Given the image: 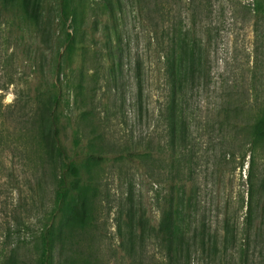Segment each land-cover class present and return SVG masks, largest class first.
Returning a JSON list of instances; mask_svg holds the SVG:
<instances>
[{
	"label": "rangeland",
	"instance_id": "rangeland-1",
	"mask_svg": "<svg viewBox=\"0 0 264 264\" xmlns=\"http://www.w3.org/2000/svg\"><path fill=\"white\" fill-rule=\"evenodd\" d=\"M145 1L122 0L117 38L105 0H76L79 14L67 28L73 32L76 23L82 25L86 52L61 72L54 61L62 35L56 28V0L44 1L47 19L35 35L26 37L16 33L6 2H0V264H37L43 234L58 226L59 165L44 151L30 122L34 96L53 82L67 88L65 110L73 109L74 115L89 112L76 126L65 122L70 151L78 129L81 145L91 140L101 155L97 160H102L90 168L97 191L95 223L85 232H57L53 264H165L153 232L162 219L165 189L159 167L164 165L152 161L140 169L114 155L164 145L161 113L168 99V46L177 29L193 24L210 71L187 102L193 179L208 200L216 196L213 188L220 183V196L231 200L232 212L244 197L245 208L239 213L243 227L252 170L258 184H264V151L253 163L247 157L241 167L239 159L224 158L231 148L220 142L235 137L224 125L226 116L244 125L264 105V0H195V16L190 0ZM208 212L213 222V208ZM253 256L254 264H264V244L253 248Z\"/></svg>",
	"mask_w": 264,
	"mask_h": 264
},
{
	"label": "trees",
	"instance_id": "trees-1",
	"mask_svg": "<svg viewBox=\"0 0 264 264\" xmlns=\"http://www.w3.org/2000/svg\"><path fill=\"white\" fill-rule=\"evenodd\" d=\"M1 1L6 2L5 9L10 16L11 25L21 36L35 35L39 31V25L47 19L43 15L45 0ZM143 2L146 4L147 1ZM189 2V5L193 4L195 16V0ZM56 4V28L62 35L54 61L57 71L61 72L72 67L77 56L82 57L86 46L82 40V25L78 26L76 23L78 30L73 32H69L67 28L69 22L76 21L75 15L79 14L76 0H56ZM105 6L113 23L114 33L119 38L117 21L122 11V0H105ZM195 26L193 24L188 28L177 29L168 46V99L161 113L166 128L164 145L159 144L154 148L149 144L143 148L121 150L114 156L137 165L140 169H145L152 161L164 165L159 167L163 170L165 189L162 219L153 232L161 245L165 264H254L253 248L264 244V196L259 197L264 184H258L257 176L252 170L248 180L250 189L246 213L240 229L239 213L245 208V198L242 197L240 206L232 212L231 200L222 199L220 196V183L213 188L217 191L216 196L208 200L203 197L202 186L193 179V139L187 102L194 89L206 82L210 75L207 54L197 40ZM109 40L106 37V44ZM108 56L112 58L111 54ZM111 70L115 71L113 61ZM66 89L62 83L53 82L37 92L30 117L31 127L37 131V139L43 143L44 151L59 165L60 171L54 215L58 226L56 228L53 224L43 234L42 252L37 264H53L57 232L64 236L72 231L85 232L95 223L92 207L97 191L90 168L102 161L97 160L101 155L93 149L91 140L89 145H81L82 137L78 129L73 131L72 136L75 149L70 151L66 144L65 122L76 126L78 123L74 124L75 121L78 122L89 114L85 109L78 110L75 115L73 109H64L66 104L69 108L66 103ZM77 94L75 92V96ZM224 125L235 132L233 140L225 138L220 142V146L231 148L224 154V158L228 157L234 162L239 159L238 165L241 167L245 165L247 157L253 163L255 156L261 150L264 151V105L257 110L255 118L249 123L238 125L226 116ZM211 150L213 152V147ZM219 167L218 175L222 174V168ZM211 207L215 214L213 222L208 214V208ZM235 250L236 254L233 253Z\"/></svg>",
	"mask_w": 264,
	"mask_h": 264
}]
</instances>
